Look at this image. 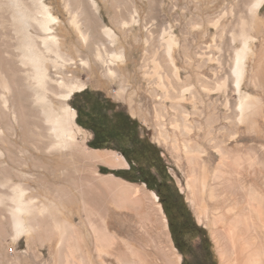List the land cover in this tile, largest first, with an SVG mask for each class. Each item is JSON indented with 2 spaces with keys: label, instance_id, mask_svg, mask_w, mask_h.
<instances>
[{
  "label": "bare ground",
  "instance_id": "bare-ground-1",
  "mask_svg": "<svg viewBox=\"0 0 264 264\" xmlns=\"http://www.w3.org/2000/svg\"><path fill=\"white\" fill-rule=\"evenodd\" d=\"M114 1L120 6L124 0ZM164 1L148 0L153 10ZM89 2L95 6V0ZM263 3L252 0L249 9L253 19ZM57 21L45 0H0V178L10 187L8 199L14 202L8 207L14 237L27 235L32 243L55 241V261L59 255L73 258L74 238L81 237L87 264H109L106 259L114 264H178L180 256L174 252L171 259L163 257L161 263H156L133 238L122 239L108 231V221L118 231L126 229L111 207L132 211L134 217L141 214L142 186L112 173H100L101 165L126 168L128 163L116 151L89 147L88 132L77 125V111L66 100L85 85L65 81L69 79L66 70L76 62L54 33L52 25ZM89 21L82 20L90 28ZM71 23L88 55L95 63L107 64V72L112 75L109 65L122 56L112 52L104 58V44L94 47L95 35L81 29L76 13ZM172 29L170 26L165 39L168 56L176 43ZM102 32L107 44L112 45L115 32L106 26ZM242 37V46L235 52L238 91L249 50V37L244 32ZM81 63L88 65V59H81ZM174 76L181 89L176 68ZM186 91L181 89L179 100H184ZM260 107L264 102L243 100L235 115L226 113L218 119L212 112L205 118L198 140L185 142L183 158L190 172L187 200L197 209L199 221L200 215L206 218L220 264H264V146L258 145L264 136L259 129L264 120L257 115ZM183 129L187 133L191 130ZM208 148L217 154L216 161L207 155ZM5 161L13 167L22 168L27 162L32 170L42 167L43 175L34 180L39 191L50 199L36 204L24 199L28 186L23 180L28 174L14 173ZM14 177L20 181L13 182ZM152 195L157 199L154 192ZM61 205L68 206L73 216L64 220ZM158 208L162 209L161 205ZM6 221L5 217L1 219L0 229ZM51 225L58 226L50 230Z\"/></svg>",
  "mask_w": 264,
  "mask_h": 264
},
{
  "label": "rangeland",
  "instance_id": "rangeland-1",
  "mask_svg": "<svg viewBox=\"0 0 264 264\" xmlns=\"http://www.w3.org/2000/svg\"><path fill=\"white\" fill-rule=\"evenodd\" d=\"M72 1L74 0H45L58 20L52 25L54 33L64 42L63 48L70 50V55L76 62L66 70L69 79L65 81L81 82L85 85L66 102L77 111L76 105L81 101L83 93L89 92L109 101L113 110L123 111L137 121L140 137L146 138L156 147L165 172L186 204L189 217L194 223L189 237L193 254L185 257L173 243L169 217L160 197L143 181L132 182L124 178L129 183L142 186L139 191L142 215L134 217L132 211L111 207V212L121 216V222H124L126 229L118 231L117 226L108 221V231L122 239H128V236L133 238L136 246L151 253L156 263H161L163 257L171 259V253L174 252L180 256L178 264H184L186 260L187 264H220L206 218L200 215L199 221L197 209L187 200L186 195L190 196L187 187L190 172L183 158L185 142L198 140L204 120L212 112L220 119L226 113L237 114L239 102L243 100L264 102V3L256 19H253L249 9L252 0H165L158 3L154 10L148 0H124L120 6L114 0H95V6L89 0H75L76 4ZM74 13L82 24L81 29L95 35L97 42L94 47L99 43L104 44V58L112 52L122 56L109 65L112 75L107 72V64L96 62L97 65L82 47L79 33L71 23ZM85 19H90V28L82 22L84 20L86 23ZM104 26L115 32L112 45L107 44L108 40L102 32ZM170 26L173 27L170 33L176 41L170 51L171 58L166 52L165 41ZM243 32L249 37V50L243 62L244 75L238 91L234 73L235 52L242 46ZM81 59H88V65L82 64ZM175 68L179 82L182 83L181 89H188L183 94L184 100L178 99L181 89L174 76ZM260 108L257 115L264 120V107ZM75 120L83 132H88V144L91 140L90 131L78 124L77 116ZM185 127L191 130L187 133L183 129ZM262 128L264 129V124L259 128L264 135ZM263 144L264 136L258 142V145L264 146ZM105 149L122 155L112 147ZM207 155L213 161L217 160V154L212 148H208ZM5 163L13 168V172L16 171L14 173L21 171L28 174L23 180L28 186L24 199L35 204L50 199L39 191L40 188L34 180L40 174L43 175L42 167L36 166L32 170L28 162L22 168L13 167L7 161ZM127 163L129 164L128 161ZM127 166L120 167L119 170L128 169L130 164L128 168ZM111 169L113 168L105 165L99 167L102 174H111ZM19 181L14 177L13 182ZM5 183V179L0 178V193L3 196V201L0 202V221L7 218L5 227L0 229V264H87L81 237L74 238V244H70L74 246L73 258L65 250L67 257L59 255L60 260L57 261L53 256L55 241L44 239L32 243L27 235L15 238L8 219V207L11 208L14 202L8 199L11 190ZM158 205L162 209L159 210ZM59 211L64 220L73 216L66 205H61ZM144 214L149 216L145 217ZM75 222L78 223L79 220L75 219ZM57 226L51 225L49 229L54 230ZM201 238L206 240L210 248L208 261L203 260L198 249ZM109 260L106 259L107 263L114 264Z\"/></svg>",
  "mask_w": 264,
  "mask_h": 264
},
{
  "label": "trees",
  "instance_id": "trees-1",
  "mask_svg": "<svg viewBox=\"0 0 264 264\" xmlns=\"http://www.w3.org/2000/svg\"><path fill=\"white\" fill-rule=\"evenodd\" d=\"M84 108L87 109L85 113L95 122V130L93 131L95 136L89 141V146L92 148L112 147L123 153L130 164L128 169L114 171L116 176L132 182L143 181L153 190H155L153 185L147 180L149 175L158 181L171 184L170 176L165 172L159 152L146 138L140 137L138 123L135 119L123 111H114L107 100L101 99V108L98 111L89 110L85 102L80 101L76 105V109L77 121L81 126L83 125L80 123V116ZM104 131L106 134L102 135L101 133ZM97 134L99 136H96ZM123 147L138 155L128 156Z\"/></svg>",
  "mask_w": 264,
  "mask_h": 264
},
{
  "label": "flooded vegetation",
  "instance_id": "flooded-vegetation-1",
  "mask_svg": "<svg viewBox=\"0 0 264 264\" xmlns=\"http://www.w3.org/2000/svg\"><path fill=\"white\" fill-rule=\"evenodd\" d=\"M81 101L85 102V104L89 107V110L93 109L94 111H98L101 108V98L92 93H84ZM86 110L87 109L84 108L81 112L80 123L84 126H82L83 128L90 131L92 139L95 136V133L93 132L95 130V122L93 121V118L85 113ZM101 134H106V132L104 131ZM96 136H99V134ZM123 150L128 156L138 155L135 152H131L126 147H123ZM123 156L125 158L124 154ZM147 180L153 185L155 191L158 193L165 212L169 217L173 243L185 257L192 255L193 249L189 237L193 232L194 224L188 217L187 207L182 197L179 195V192L175 189L172 183L170 184L169 182L158 181L150 175L147 177ZM198 249L203 256V260L208 261V252L210 248L207 246L205 239H200ZM187 262L188 261L186 260L184 264H187Z\"/></svg>",
  "mask_w": 264,
  "mask_h": 264
},
{
  "label": "water",
  "instance_id": "water-1",
  "mask_svg": "<svg viewBox=\"0 0 264 264\" xmlns=\"http://www.w3.org/2000/svg\"><path fill=\"white\" fill-rule=\"evenodd\" d=\"M76 116H77V115H76ZM122 155H123V154H122ZM128 167H129V164H128L127 168H128ZM116 170H119V168H113V169H111L113 175H116V174L114 173V171H116Z\"/></svg>",
  "mask_w": 264,
  "mask_h": 264
}]
</instances>
